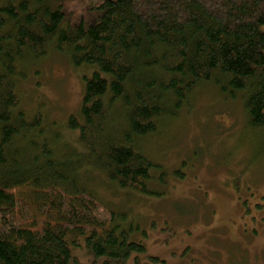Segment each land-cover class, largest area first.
Returning <instances> with one entry per match:
<instances>
[{
	"label": "trees",
	"instance_id": "16d2710c",
	"mask_svg": "<svg viewBox=\"0 0 264 264\" xmlns=\"http://www.w3.org/2000/svg\"><path fill=\"white\" fill-rule=\"evenodd\" d=\"M63 1L0 0V264H80L81 247L95 262L139 264L140 228L85 189L80 165L89 158L119 188L161 196L168 171L142 140L206 84L245 100L251 127L264 129V0H104L94 24L71 31ZM53 42L75 66H95L67 122L84 154L37 140L43 114L20 107L23 64Z\"/></svg>",
	"mask_w": 264,
	"mask_h": 264
},
{
	"label": "rangeland",
	"instance_id": "374dc122",
	"mask_svg": "<svg viewBox=\"0 0 264 264\" xmlns=\"http://www.w3.org/2000/svg\"><path fill=\"white\" fill-rule=\"evenodd\" d=\"M103 1H63L61 28L71 31L80 22L94 24ZM53 43L45 57L23 64L25 76L17 81L20 107L29 115L43 114L48 135L40 138L34 132L37 140L46 138L53 146L60 145L59 153L77 147L76 153L81 154L77 132L67 122L70 114L81 115L83 73L91 75L95 66H75L69 54ZM223 97L215 85H201L176 118L167 119L142 140L143 149L168 171V184L158 185L161 196L119 188L89 158L80 165L86 171L80 177L85 189L113 209L127 210L140 228L135 238L143 241L147 253L139 257V264H215V260L251 264L254 254L264 253L259 239L264 233V129L251 127L245 100ZM32 149H27V155ZM224 221L229 234L240 239L230 250L241 253L244 263L231 261L221 248L229 245L227 230L211 236L214 230L209 226ZM229 224L237 227L233 234ZM216 246L220 251L212 249ZM182 249L189 252L181 255ZM76 254L80 264H104L102 259L95 262L83 247ZM152 256L160 260L154 263ZM127 264H135L134 258Z\"/></svg>",
	"mask_w": 264,
	"mask_h": 264
},
{
	"label": "flooded vegetation",
	"instance_id": "af4514ba",
	"mask_svg": "<svg viewBox=\"0 0 264 264\" xmlns=\"http://www.w3.org/2000/svg\"><path fill=\"white\" fill-rule=\"evenodd\" d=\"M230 226H231V230H232V233L231 234H233L235 231H237L236 229H237V227L234 225V224H229ZM227 226V224H226V222L224 221V222H221V224H217V223H215V224H212V225H210L209 226V228L214 232V234H211V236L214 238V237H218L219 235H220V231H222L223 229H225V230H227V240H228V242H229V245H227V246H224V245H222L221 246V248L222 249H224V251L231 257V261L232 260H234V259H236V260H238V261H243L242 259H240V255H241V253H239V255H238V253H235V250H230V248H233V247H235V246H238L239 245V243H240V239H237L236 237H235V235H230L229 234V228H227L226 227ZM235 230V231H234ZM237 236V235H236ZM261 236L262 237H259V239H262L263 241H262V245H263V249H264V233H262L261 234ZM213 238H208V241H210L211 239H213ZM254 240V239H253ZM210 243V242H209ZM211 244V243H210ZM208 245L207 244V246H212V245ZM218 244V243H217ZM214 245V244H213ZM218 245H221V244H218ZM252 245V250L254 249V247H253V244H251ZM251 245L249 246L250 248H251ZM186 249V248H185ZM214 251H220V249H218V246H216L215 248H212ZM182 251H183V249H182ZM189 252V250H187L186 252H185V250L181 253V255H186L187 253ZM213 252V251H212ZM253 252H254V250H253ZM214 253V252H213ZM216 259V258H215ZM164 261V260H163ZM216 261V263L215 264H218V262H217V260H215ZM243 263H244V261H243ZM251 264H264V253L263 254H254L253 255V257H252V260H251Z\"/></svg>",
	"mask_w": 264,
	"mask_h": 264
}]
</instances>
